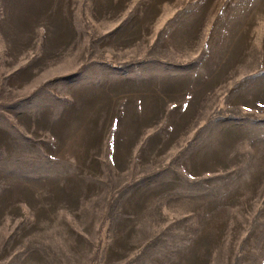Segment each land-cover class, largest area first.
I'll return each instance as SVG.
<instances>
[{
    "label": "rangeland",
    "instance_id": "rangeland-1",
    "mask_svg": "<svg viewBox=\"0 0 264 264\" xmlns=\"http://www.w3.org/2000/svg\"><path fill=\"white\" fill-rule=\"evenodd\" d=\"M0 264H264V0H0Z\"/></svg>",
    "mask_w": 264,
    "mask_h": 264
}]
</instances>
